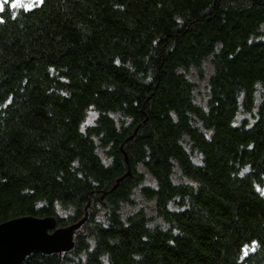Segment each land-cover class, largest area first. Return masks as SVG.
<instances>
[{
    "label": "trees",
    "instance_id": "obj_1",
    "mask_svg": "<svg viewBox=\"0 0 264 264\" xmlns=\"http://www.w3.org/2000/svg\"><path fill=\"white\" fill-rule=\"evenodd\" d=\"M5 19L0 225L86 218L71 252L22 264H264V0H46Z\"/></svg>",
    "mask_w": 264,
    "mask_h": 264
},
{
    "label": "water",
    "instance_id": "obj_2",
    "mask_svg": "<svg viewBox=\"0 0 264 264\" xmlns=\"http://www.w3.org/2000/svg\"><path fill=\"white\" fill-rule=\"evenodd\" d=\"M78 224L59 228L56 218H19L0 225V264H22L33 254H66L73 250Z\"/></svg>",
    "mask_w": 264,
    "mask_h": 264
},
{
    "label": "snow or ice",
    "instance_id": "obj_3",
    "mask_svg": "<svg viewBox=\"0 0 264 264\" xmlns=\"http://www.w3.org/2000/svg\"><path fill=\"white\" fill-rule=\"evenodd\" d=\"M46 0H0V24L6 23L5 14L8 15L11 19H17L23 13H32L38 8H42L45 6ZM119 63V60L116 61ZM13 103L11 97L7 98L6 103L3 104L4 108H7L9 105ZM89 123L91 121H88ZM83 131V126L82 129ZM250 171V167H245L243 171L239 173L240 176H244L246 173ZM257 191L260 192L261 195H264V189H261L257 186ZM256 241L252 242V250H255ZM250 245L244 246V254H248V249Z\"/></svg>",
    "mask_w": 264,
    "mask_h": 264
},
{
    "label": "rangeland",
    "instance_id": "obj_4",
    "mask_svg": "<svg viewBox=\"0 0 264 264\" xmlns=\"http://www.w3.org/2000/svg\"><path fill=\"white\" fill-rule=\"evenodd\" d=\"M197 78V77H195ZM198 80V79H197ZM198 85H199V96L202 95V94H205V85H206V82L205 81H201V80H198ZM199 99H201L199 97ZM91 119H93L95 117V114L94 113H90V116H89Z\"/></svg>",
    "mask_w": 264,
    "mask_h": 264
}]
</instances>
